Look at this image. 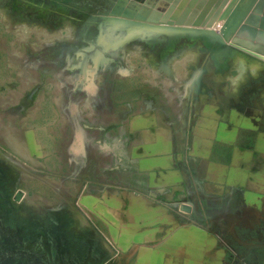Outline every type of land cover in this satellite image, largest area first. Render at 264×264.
Instances as JSON below:
<instances>
[{
  "label": "rangeland",
  "instance_id": "obj_1",
  "mask_svg": "<svg viewBox=\"0 0 264 264\" xmlns=\"http://www.w3.org/2000/svg\"><path fill=\"white\" fill-rule=\"evenodd\" d=\"M254 1L198 28L123 16L164 0H0V264H112L209 177H264V56L230 43Z\"/></svg>",
  "mask_w": 264,
  "mask_h": 264
},
{
  "label": "crops",
  "instance_id": "obj_2",
  "mask_svg": "<svg viewBox=\"0 0 264 264\" xmlns=\"http://www.w3.org/2000/svg\"><path fill=\"white\" fill-rule=\"evenodd\" d=\"M233 178L209 177L191 222L136 242L112 264H264V177Z\"/></svg>",
  "mask_w": 264,
  "mask_h": 264
},
{
  "label": "water",
  "instance_id": "obj_3",
  "mask_svg": "<svg viewBox=\"0 0 264 264\" xmlns=\"http://www.w3.org/2000/svg\"><path fill=\"white\" fill-rule=\"evenodd\" d=\"M169 3L165 10H159L157 4L145 3L138 10L132 13H125L127 18L157 24L171 21L175 25L191 26L207 0H189L186 7L178 13L177 9L182 7L185 0H164ZM228 0H221L218 7L211 15L208 14L202 22V27H209L214 22L221 9ZM212 9V10H213ZM177 11V12H176ZM226 12V11H225ZM224 12V14H225ZM223 14V15H224ZM230 43L252 53L264 56V0H255L243 18L238 22L230 37Z\"/></svg>",
  "mask_w": 264,
  "mask_h": 264
},
{
  "label": "bare ground",
  "instance_id": "obj_4",
  "mask_svg": "<svg viewBox=\"0 0 264 264\" xmlns=\"http://www.w3.org/2000/svg\"><path fill=\"white\" fill-rule=\"evenodd\" d=\"M220 2H221V0L218 1V3L215 5L214 9L220 4ZM208 4H209V2L207 3V6H208ZM224 6H225V5H224ZM206 8H207V7H206ZM204 9H205V8H204ZM214 9L211 11V13L214 11ZM222 9H223V8H222ZM222 9H221V10H222ZM211 13H210L209 15H211ZM219 13H220V12H219ZM203 15H204V14H203ZM203 15L200 14L199 16H197V17L195 18V20L193 21V23L191 24V26H188V27H192V26H193V27H194V26L196 27V26H197L198 28H205V27H200V26H199V24H200V22H201V20H202V18H203ZM218 15H219V14H218ZM218 15H217V16H218ZM216 18H217V17H216ZM216 18L214 19V21L216 20ZM213 23H214V22H213ZM213 23H212V24H213ZM210 26H211V25H210Z\"/></svg>",
  "mask_w": 264,
  "mask_h": 264
}]
</instances>
